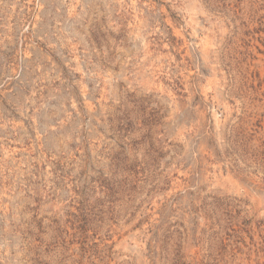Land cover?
<instances>
[{
    "label": "rangeland",
    "instance_id": "1",
    "mask_svg": "<svg viewBox=\"0 0 264 264\" xmlns=\"http://www.w3.org/2000/svg\"><path fill=\"white\" fill-rule=\"evenodd\" d=\"M0 264H264V0H0Z\"/></svg>",
    "mask_w": 264,
    "mask_h": 264
}]
</instances>
